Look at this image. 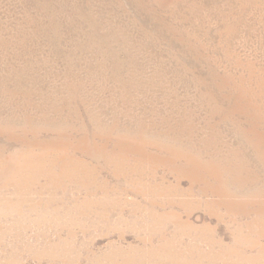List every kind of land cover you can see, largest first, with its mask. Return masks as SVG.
Wrapping results in <instances>:
<instances>
[{"label": "rangeland", "instance_id": "374dc122", "mask_svg": "<svg viewBox=\"0 0 264 264\" xmlns=\"http://www.w3.org/2000/svg\"><path fill=\"white\" fill-rule=\"evenodd\" d=\"M0 264H264V0H0Z\"/></svg>", "mask_w": 264, "mask_h": 264}]
</instances>
